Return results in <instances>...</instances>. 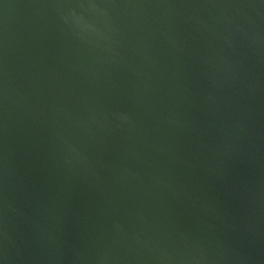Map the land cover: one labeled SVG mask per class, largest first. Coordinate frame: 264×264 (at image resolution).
Returning a JSON list of instances; mask_svg holds the SVG:
<instances>
[{
	"label": "water",
	"instance_id": "obj_1",
	"mask_svg": "<svg viewBox=\"0 0 264 264\" xmlns=\"http://www.w3.org/2000/svg\"><path fill=\"white\" fill-rule=\"evenodd\" d=\"M0 264H264V0H0Z\"/></svg>",
	"mask_w": 264,
	"mask_h": 264
}]
</instances>
